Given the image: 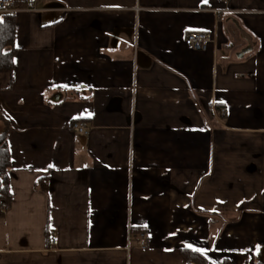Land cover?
<instances>
[{
	"label": "crops",
	"instance_id": "crops-1",
	"mask_svg": "<svg viewBox=\"0 0 264 264\" xmlns=\"http://www.w3.org/2000/svg\"><path fill=\"white\" fill-rule=\"evenodd\" d=\"M13 15L0 264H186L183 249L264 263V0H37Z\"/></svg>",
	"mask_w": 264,
	"mask_h": 264
},
{
	"label": "trees",
	"instance_id": "trees-1",
	"mask_svg": "<svg viewBox=\"0 0 264 264\" xmlns=\"http://www.w3.org/2000/svg\"><path fill=\"white\" fill-rule=\"evenodd\" d=\"M16 5L23 7L21 0ZM3 23L0 24V74H11L14 69L15 47V18L13 14H0ZM10 123L0 114V204L9 207L11 193L8 188V172L10 168V156L7 145V133ZM2 212V211H1ZM3 213V212H2ZM186 264H210L208 260L196 251L183 249L181 251ZM257 264H264L259 262Z\"/></svg>",
	"mask_w": 264,
	"mask_h": 264
},
{
	"label": "built area",
	"instance_id": "built-area-1",
	"mask_svg": "<svg viewBox=\"0 0 264 264\" xmlns=\"http://www.w3.org/2000/svg\"><path fill=\"white\" fill-rule=\"evenodd\" d=\"M24 4L23 7H18L16 5L17 0H0V14H15L20 9L35 10L37 0H21ZM209 38L201 33L191 32L188 33L185 38V45L194 51H203L207 48ZM219 117L224 116V111L218 110L217 114ZM72 130L78 133H87V128L80 122H74L71 125ZM4 210L5 206H0ZM129 242L135 241L141 249L145 248L144 236L142 234L130 235L128 238ZM49 245L55 247L57 245L56 241H50Z\"/></svg>",
	"mask_w": 264,
	"mask_h": 264
},
{
	"label": "snow or ice",
	"instance_id": "snow-or-ice-1",
	"mask_svg": "<svg viewBox=\"0 0 264 264\" xmlns=\"http://www.w3.org/2000/svg\"><path fill=\"white\" fill-rule=\"evenodd\" d=\"M3 23V20L2 19H0V24H2Z\"/></svg>",
	"mask_w": 264,
	"mask_h": 264
}]
</instances>
